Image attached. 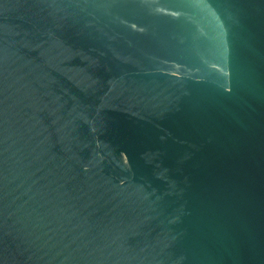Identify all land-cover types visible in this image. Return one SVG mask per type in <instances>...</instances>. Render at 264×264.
<instances>
[{"label": "water", "instance_id": "1", "mask_svg": "<svg viewBox=\"0 0 264 264\" xmlns=\"http://www.w3.org/2000/svg\"><path fill=\"white\" fill-rule=\"evenodd\" d=\"M0 264H264V0H0Z\"/></svg>", "mask_w": 264, "mask_h": 264}]
</instances>
